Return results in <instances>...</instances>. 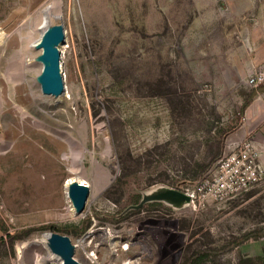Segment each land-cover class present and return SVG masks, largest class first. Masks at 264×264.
<instances>
[{
    "label": "rangeland",
    "instance_id": "1",
    "mask_svg": "<svg viewBox=\"0 0 264 264\" xmlns=\"http://www.w3.org/2000/svg\"><path fill=\"white\" fill-rule=\"evenodd\" d=\"M43 2L0 0V264H59L42 241L53 231L84 264L93 251L102 264H189L190 246L209 249L206 264H264V0H47L66 31L58 100L36 81ZM223 139L225 155L255 144L254 186L171 195L210 175ZM72 178L91 188L82 214Z\"/></svg>",
    "mask_w": 264,
    "mask_h": 264
},
{
    "label": "water",
    "instance_id": "2",
    "mask_svg": "<svg viewBox=\"0 0 264 264\" xmlns=\"http://www.w3.org/2000/svg\"><path fill=\"white\" fill-rule=\"evenodd\" d=\"M66 41V31L62 23L50 24L42 33L35 48L42 52L35 57L36 62L43 65L42 71L37 75L36 81L40 84L45 95L60 98L66 91L64 75L61 69L60 46ZM91 193L90 185L73 180L70 182L67 194L77 214L85 211ZM171 195L179 199L190 200L184 192L172 191ZM47 245L52 253L59 256L62 264H84L75 257L76 245L68 235L57 231L50 232Z\"/></svg>",
    "mask_w": 264,
    "mask_h": 264
},
{
    "label": "built area",
    "instance_id": "3",
    "mask_svg": "<svg viewBox=\"0 0 264 264\" xmlns=\"http://www.w3.org/2000/svg\"><path fill=\"white\" fill-rule=\"evenodd\" d=\"M2 128L3 123L0 120V130ZM255 150L253 141L237 144L230 154L218 161L217 165L208 172L210 175L206 176L196 189L187 190L186 194L191 199L209 201L222 200L249 191L259 179L255 168Z\"/></svg>",
    "mask_w": 264,
    "mask_h": 264
},
{
    "label": "bare ground",
    "instance_id": "4",
    "mask_svg": "<svg viewBox=\"0 0 264 264\" xmlns=\"http://www.w3.org/2000/svg\"><path fill=\"white\" fill-rule=\"evenodd\" d=\"M39 0H33V3H37ZM52 2V1H51ZM51 4V3H50ZM54 4V3H53ZM55 4H58V3H55ZM55 9H56V7H55ZM54 8H53V6L52 5H49V4H47V0H46V2H43L40 6H39V8L35 11V13L33 14V18H34V20L36 21V22H38L39 23V20H41L40 21V26H39V29L42 31V33L47 29V27H48V25L50 24V22H51V18L54 16V17H56L57 18V16H59L60 15V13L58 12L59 11V8H57L56 10H55ZM21 23V22H20ZM34 32H35V29H34ZM21 33H22V31H21ZM42 33H41V35H42ZM41 35L39 36V38L35 41V44L40 40V38H41ZM27 37V36H26ZM34 37V36H33ZM20 38V37H19ZM66 42L67 41H65L62 45H61V47L60 48H62L63 49V46H64V48H65V44H66ZM35 47V46H34ZM18 50V49H17ZM61 50V49H60ZM26 51H28V50H26ZM34 51V50H33ZM62 51V50H61ZM62 56V55H61ZM28 60V59H27ZM29 61V60H28ZM19 76H21V75H19ZM17 78V77H16ZM7 79V78H6ZM24 83V82H23ZM18 86V85H17ZM66 89H68V87H66ZM67 91V90H66ZM66 91H65V93L63 94L64 96H65V94H66ZM57 99V98H56ZM61 99V98H60ZM58 100V99H57ZM72 142V141H71ZM74 180V178H72V179H70L68 182H67V184H66V189H68V186H69V184H70V182L71 181H73ZM81 181V180H80ZM82 182H85V181H82ZM88 184V183H87ZM70 206H71V208H72V210L74 211V213H76L75 212V209H74V207H73V205H72V203L70 202ZM77 214V213H76ZM92 231V230H91ZM116 233V232H115ZM49 235H50V232H48V233H46V234H44L43 235V237H42V241L44 242V244H46L47 243V241H48V237H49ZM104 237V236H103ZM105 238H108V237H105ZM106 240V239H105ZM104 240V241H105ZM83 241V240H82ZM82 241H80V244H81V242ZM107 241V240H106ZM114 241V243H111V244H114V246H117L118 245V239H117V237L115 238V240H113ZM142 242H145L144 244H146V246H144L143 248V251H142V253H143V255L145 256L146 254H150L149 252H151L150 251V249L148 248L151 244H150V242L147 240V237L146 236H144V237H142ZM113 246V245H112ZM125 247H124V249H126V250H129L130 248H131V246H130V244L128 243V244H125L124 245ZM152 247H154V246H152ZM48 249V248H47ZM86 250V249H85ZM50 252V251H49ZM115 252V251H114ZM52 256H50L51 257V259H58V257L57 256H55L53 253H50ZM151 254H153V256H155V258H156V256L157 255H155V252H152ZM49 255V254H48ZM119 256V255H118ZM153 256H152V258H153ZM87 258L88 259H90L91 260V262H93V263H97V264H102V262H100V259H99V257H97V255H96V252L95 251H93V252H90V253H88V255H87ZM45 259V258H44ZM46 260V259H45ZM116 260H117V257H116V259H115V262L113 263V264H117V262H116ZM49 262L51 263V260H49ZM48 263V262H47ZM52 264V263H51ZM59 264H62V260H60V262H59ZM128 264H129V262H128Z\"/></svg>",
    "mask_w": 264,
    "mask_h": 264
},
{
    "label": "trees",
    "instance_id": "5",
    "mask_svg": "<svg viewBox=\"0 0 264 264\" xmlns=\"http://www.w3.org/2000/svg\"><path fill=\"white\" fill-rule=\"evenodd\" d=\"M253 101V96L247 100L242 108V111L244 112L251 104V102ZM226 145H225V141L224 139L219 142V149L217 154L214 156V158L204 167L203 172H206V174L212 169L214 168L218 161L225 156L226 154ZM50 227L52 228H56V226L51 225ZM35 228H29L28 230H25L27 232L32 231ZM56 230V229H55ZM25 236V234H23L21 231L16 232L15 234H8V238L10 240L11 243L14 242L15 239L20 238ZM4 240V239H3ZM210 257L209 254V249L205 250V251H193L192 247H189V252L186 258V263L189 264H206V262L208 261Z\"/></svg>",
    "mask_w": 264,
    "mask_h": 264
}]
</instances>
